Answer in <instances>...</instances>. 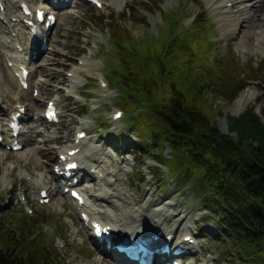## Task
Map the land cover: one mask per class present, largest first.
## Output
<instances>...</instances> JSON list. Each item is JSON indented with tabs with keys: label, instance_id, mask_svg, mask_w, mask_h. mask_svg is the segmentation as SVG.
I'll use <instances>...</instances> for the list:
<instances>
[{
	"label": "rangeland",
	"instance_id": "rangeland-1",
	"mask_svg": "<svg viewBox=\"0 0 264 264\" xmlns=\"http://www.w3.org/2000/svg\"><path fill=\"white\" fill-rule=\"evenodd\" d=\"M22 1L32 7L43 4V0ZM20 2L0 0V113L7 123L11 113L25 107L21 138L39 129L44 140L31 141L30 149L12 150L6 124L5 139L0 144V217L8 215L19 225L22 218L25 226H29L27 216L45 222L37 224L41 232L34 236L39 245L33 243L32 247L49 251L55 264H112L107 258H112V254L102 252L90 237V223L82 221V209L94 218L114 221L123 228L136 224L162 227L165 233L175 234L172 247L185 234H192L195 242L184 264H238L234 260L237 251L232 236L215 221V214L192 186L184 185L166 168L159 170L164 175L153 178L152 173L159 167L151 158L154 152L144 155L137 148L141 141L149 142L151 137L148 132L139 131L136 118L154 119L153 127L159 123L148 112L140 114L145 102L129 114L122 107L119 91L128 90L132 77L121 74L122 55L117 52L112 35L116 29L128 30L138 39L131 54H138L139 49L145 48L161 52L170 34L172 57H181L179 53L184 50L192 58L197 56L192 61V74L201 73L196 77L198 84H208L198 101L190 90L176 85L182 83L178 78H174L176 83L151 82L155 88L150 94L161 104L173 95L180 96L185 103L195 104L212 117L226 133L228 117L239 115L248 107H253L264 121V48H258L259 33L249 30L248 41L239 43L221 26V14L213 11L210 0H126L123 8H117L113 0H105L102 8L73 0V6L57 10L58 21L47 49L32 59L29 31L20 20ZM198 30L201 32L195 37L193 33ZM178 36L180 41L175 42ZM153 38L159 42L152 41ZM125 58V67L136 71L138 65L132 57ZM20 64L37 68L35 79L39 88L33 96L35 102L30 99V91L26 94L20 88L14 75ZM111 68L119 71L115 77L120 86L116 79L110 80ZM226 75L235 78L231 90L222 85ZM248 87L256 91V99L252 97V103L242 111L230 107ZM232 94L237 95L233 99L228 97ZM50 100L58 106L57 124L43 119ZM119 110L123 116L115 119L114 113ZM80 130L87 132L79 155L85 161L87 174L79 187L94 196L86 200L84 207L75 208L69 194L62 193L63 187L55 180L53 169L61 152L76 144ZM164 154H171L168 144ZM92 163L96 166L91 167ZM43 186L51 191L49 203L40 202L39 190ZM160 211L170 216L165 219L170 222L167 228ZM29 236L25 237L27 241L32 240Z\"/></svg>",
	"mask_w": 264,
	"mask_h": 264
},
{
	"label": "trees",
	"instance_id": "trees-1",
	"mask_svg": "<svg viewBox=\"0 0 264 264\" xmlns=\"http://www.w3.org/2000/svg\"><path fill=\"white\" fill-rule=\"evenodd\" d=\"M200 32L193 35L197 37ZM113 34V44L116 43V50L122 55L119 58L121 74L132 77L128 90L121 91L122 107L129 114L136 105L145 102L140 114L148 112L159 123L153 127L154 119L136 118L139 131L148 132L151 137L149 142L141 141L137 148L144 155L154 152V156H150L159 167L153 176L164 175L159 173L164 167L184 185L190 184L215 214V221L232 236L237 251L234 260L238 264H264V121L253 107H248L240 115L228 117V132L223 133L212 117L195 104L185 103L180 96L173 95L167 103H158L150 94L155 88L151 82L163 84L174 78L182 81L181 84L174 81L180 89L190 90L193 98L200 99L208 84H198L196 77L201 73L192 74V61L197 56L192 58L184 50L179 53L181 57H172L170 34L161 52L145 48L139 49L138 54H131L138 39L126 29H116ZM179 37L171 41L179 42ZM153 40L159 42L156 38ZM190 44L193 46V42ZM126 56L132 57L138 65L136 71L125 67ZM118 73L117 69H112L110 80H115ZM225 78L222 85L231 90L235 78L228 75ZM236 95L228 97L233 99ZM167 144L171 149L169 157L164 154ZM26 218L29 226H25L22 218L18 220L19 225L8 215L0 217L5 225L0 226V264H55L50 260L49 251L32 247L33 243L39 245L35 241L36 234L41 232L37 224L45 222ZM29 234L31 241L25 239Z\"/></svg>",
	"mask_w": 264,
	"mask_h": 264
},
{
	"label": "bare ground",
	"instance_id": "bare-ground-1",
	"mask_svg": "<svg viewBox=\"0 0 264 264\" xmlns=\"http://www.w3.org/2000/svg\"><path fill=\"white\" fill-rule=\"evenodd\" d=\"M44 1H48V0H44ZM210 1H211V8L213 9V11L217 12V15L221 14V18H222V21H220L221 26L224 28L226 33L232 34L233 36H235L237 38L239 43H243V41H248L247 37H248L249 33H251V32H249V30H252V31L255 30L259 33V35H258V48H260V49H261V47L264 48L262 46V44H264V0H210ZM64 3H66V2H61V4H64ZM46 4H48V3L46 2ZM113 4L117 8H123L126 5V0H113ZM260 7H262L263 9L261 10ZM41 9H44V8H41ZM24 18L25 19H32L31 15L24 16ZM28 28L30 29V27H28ZM47 38H49V36ZM260 41H262L263 43L262 42L260 43ZM32 56H33V53H31V57ZM32 59H33V57H32ZM26 68H28V67H26ZM29 70H30V75H29L28 81H27L28 87L26 89H24L20 85V88L26 94L29 93V91H30L31 92L30 93L31 94L30 99L35 102V99L33 98V96H34L33 91L37 90L39 88V84L35 79L36 75L38 74V71H37V68H33V67L30 68ZM251 89L254 90L252 87H248L247 90L244 92V94L240 98H238L230 107L236 106L242 111L243 108H245L247 105L252 103V101H251L252 97L254 99H256L257 94H256L255 90H254L255 94H254V92H249V90H251ZM18 112H21V109L15 110V112L11 115V118L13 117V115L17 114ZM21 117L22 116H20V118ZM37 119L39 120V119H41V117L38 116ZM80 131H79V133H80ZM32 134L30 136L25 135V137L22 138L21 141H18L22 146L21 148L26 147V148L30 149L32 146V145H29L31 141H34L37 143L39 141L44 140V136L42 135L41 130L35 129L34 131H32ZM19 136H20V134L17 137H19ZM80 147H82V141L81 140L77 144H75L74 146L70 147L66 152H61V154H63L64 157L68 158V156L70 155L68 152L69 150H77ZM38 149H40V148H38ZM48 152H50V151H48ZM80 152H81V150H80ZM80 152L75 154L72 158H68V159H70V161L76 160L77 157H79ZM81 158H83V157H81ZM61 161H63V160H58L56 164H57V167L63 166L62 169L64 170V167L68 164V161H65V163H63ZM80 162L85 163V161L83 159L80 160ZM95 166H96L95 163L91 164V167H95ZM83 169H85V167H83ZM79 175H81V171L77 172V176H79ZM71 180L72 179H69L68 181H71ZM68 184L69 183L67 182L65 184V187L68 186ZM44 189H47V188L45 186L40 188L39 198H41L40 193ZM84 196H85V199L88 197L87 192L84 193ZM70 199H72V198L70 197ZM152 201L153 202H151V203H153L152 205H154L155 201L154 200H152ZM71 203L75 208L78 207L77 201L71 202ZM82 212L87 213V211L84 209L81 210V213ZM159 213L165 216V218L163 217V221L167 222L166 228L169 227L170 222L165 220V219L169 218L170 216L168 214L164 213V211H160ZM88 216H89V222L91 224L93 221L102 222L106 225L112 224V229H113V232L115 234L119 231H125L124 230L125 228L115 226V224H113L114 221L103 222L102 220L95 219L94 217H92L89 214H88ZM155 223H158V222H155ZM160 229H162V227L158 228L157 230H160ZM171 233L172 232H168L167 234L170 235ZM186 235H190V233H187ZM182 243H184V241H182ZM186 244H187V242H186ZM101 247H103V248H101ZM98 248L102 252L104 250V253H106V251L104 249V245L99 244ZM110 253H117V252H116V250L111 249ZM121 255L124 256V254H121ZM163 256H165L168 259L170 258V256H168V255H163ZM107 258L110 259V262L112 264H115V261H116L115 259L113 260V258H111V256H110V258L109 257H107ZM117 262H116V264H119V262L118 263ZM165 262L168 263V260L164 261L160 264H163ZM135 264H138V263L135 262ZM155 264H159V261L156 260Z\"/></svg>",
	"mask_w": 264,
	"mask_h": 264
}]
</instances>
